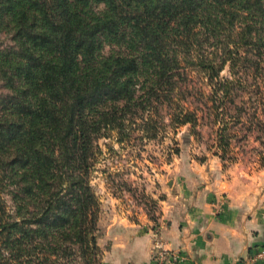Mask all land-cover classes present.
I'll list each match as a JSON object with an SVG mask.
<instances>
[{
	"label": "trees",
	"instance_id": "1",
	"mask_svg": "<svg viewBox=\"0 0 264 264\" xmlns=\"http://www.w3.org/2000/svg\"><path fill=\"white\" fill-rule=\"evenodd\" d=\"M210 1L222 13L214 44L201 31L204 0H0V19L18 43L5 64L21 63L7 81L23 83L0 96V264H101L100 203L90 185L97 141L113 137L122 146L137 131L156 139L163 124L153 120L155 105L174 132L188 125L197 135L198 114L181 103L187 71L202 74L210 89L215 147L224 155L233 127L248 125L260 133L264 166V92L257 89L261 108L252 114L236 102L264 40L256 38V23L237 27L223 9L240 5L264 15V0ZM99 3L104 12L93 14ZM104 43L130 52L101 59ZM145 67L152 76L142 80ZM0 68L4 76L11 70ZM225 69L228 78L221 77ZM107 104L122 106L88 117ZM139 108L140 115L132 113ZM6 190L16 198L12 214Z\"/></svg>",
	"mask_w": 264,
	"mask_h": 264
},
{
	"label": "rangeland",
	"instance_id": "2",
	"mask_svg": "<svg viewBox=\"0 0 264 264\" xmlns=\"http://www.w3.org/2000/svg\"><path fill=\"white\" fill-rule=\"evenodd\" d=\"M227 12L226 19H230L233 23L252 22L256 23V38L264 40V15H253L243 11L240 5L231 7H223ZM105 10V4L99 3L91 7L93 14H101ZM222 15L220 9L216 8L210 0H204L200 16L206 24L205 29L201 31L210 39L207 44H214L215 38L212 34L217 29L216 22ZM260 41V39H259ZM18 43L14 38V31L5 24L4 19H0V67H10L6 76L1 73L0 68V96L12 95L13 87L23 89V83L16 80L8 82L10 77L18 65L21 63L14 61L7 66L8 53L17 51ZM263 53L255 68L256 71L249 76L247 84L241 98L236 100L237 104L242 103V107L246 113L252 114L254 109L260 110L258 99L256 98L257 89L264 92V46ZM129 49L125 47H116L113 45L103 44L100 51V57L108 58L115 53H129ZM44 53H48L44 49ZM82 57L79 56V63ZM148 69L147 67H145ZM185 100L181 101L190 111H196L200 119L195 127L197 135H194L190 126L178 128L175 132L169 126V119L163 107L155 105L156 112L153 120L163 126L159 127L157 138L148 140L142 137L137 131L132 135L130 141L119 146L113 137L99 139L97 145L101 153L97 156L95 168L90 175V185L92 186L100 203V215L98 221L99 239L105 237L102 246L99 248H109L113 243V237L118 231H124V224H132L139 226V230L146 231L154 229L157 223L158 202L165 200L163 194L166 190V183L169 180H186L190 174H194L199 167L202 170L212 174L221 170L225 177L230 176L233 172L234 178L237 179L238 185H247L246 189L256 188L257 194L264 193V166H261V156L259 151H263L260 146V133L257 129L248 132V125H238L233 127V138L230 148L224 155L215 147L214 134L218 127L211 123L208 111L207 95L210 89L206 85V81L202 74L198 72L187 71ZM152 72L148 69L143 75L142 80L150 79ZM222 78H228V70L225 69L221 73ZM258 85V86H257ZM248 93V94H247ZM242 101V102H241ZM122 104H107L102 108H98L96 112H88V117L96 118L102 109L116 108L121 109ZM142 109L132 110V113L140 115ZM151 110L149 112V115ZM147 116V114H144ZM202 117V118H201ZM134 128L140 126L139 116L134 122ZM245 123V120H244ZM167 126V127H164ZM254 127V126H253ZM248 132V133H247ZM248 136V137H246ZM178 151V152H176ZM222 155V158L220 156ZM193 165L190 168V165ZM236 167V168H235ZM235 168V169H234ZM212 177V176H209ZM26 182H21L18 187H25ZM249 185V186H248ZM2 196L6 201V205L10 214L14 210L13 194L8 190L2 192ZM31 199L34 197L29 195ZM14 199V200H13ZM16 201V200H15ZM101 264H103L101 262Z\"/></svg>",
	"mask_w": 264,
	"mask_h": 264
},
{
	"label": "crops",
	"instance_id": "3",
	"mask_svg": "<svg viewBox=\"0 0 264 264\" xmlns=\"http://www.w3.org/2000/svg\"><path fill=\"white\" fill-rule=\"evenodd\" d=\"M232 173L210 175L199 167L186 180L167 181L154 225L158 235L126 223L109 248L102 247V263L154 264L156 241L195 264H237L249 257L264 246V193L238 185Z\"/></svg>",
	"mask_w": 264,
	"mask_h": 264
},
{
	"label": "built area",
	"instance_id": "4",
	"mask_svg": "<svg viewBox=\"0 0 264 264\" xmlns=\"http://www.w3.org/2000/svg\"><path fill=\"white\" fill-rule=\"evenodd\" d=\"M160 226L154 229L155 235H158ZM155 253L152 260L154 264H195L189 262L187 258L180 252L164 251L161 249V244L155 242ZM237 264H264V246L258 248L253 254L245 259L237 261Z\"/></svg>",
	"mask_w": 264,
	"mask_h": 264
}]
</instances>
